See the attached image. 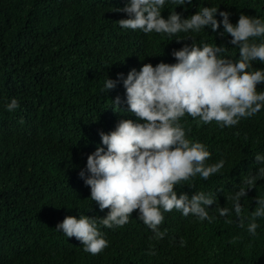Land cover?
<instances>
[{"label":"trees","instance_id":"trees-1","mask_svg":"<svg viewBox=\"0 0 264 264\" xmlns=\"http://www.w3.org/2000/svg\"><path fill=\"white\" fill-rule=\"evenodd\" d=\"M0 264H264V0H0Z\"/></svg>","mask_w":264,"mask_h":264}]
</instances>
